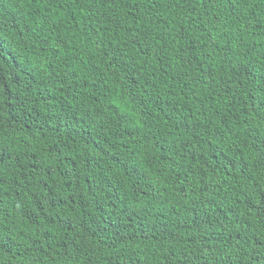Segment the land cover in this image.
Segmentation results:
<instances>
[{
	"label": "trees",
	"instance_id": "obj_1",
	"mask_svg": "<svg viewBox=\"0 0 264 264\" xmlns=\"http://www.w3.org/2000/svg\"><path fill=\"white\" fill-rule=\"evenodd\" d=\"M264 0H0V264H258Z\"/></svg>",
	"mask_w": 264,
	"mask_h": 264
},
{
	"label": "snow or ice",
	"instance_id": "obj_2",
	"mask_svg": "<svg viewBox=\"0 0 264 264\" xmlns=\"http://www.w3.org/2000/svg\"><path fill=\"white\" fill-rule=\"evenodd\" d=\"M258 264H264V257H261V261H259Z\"/></svg>",
	"mask_w": 264,
	"mask_h": 264
}]
</instances>
